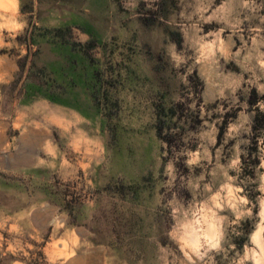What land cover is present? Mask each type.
<instances>
[{
	"label": "rangeland",
	"instance_id": "obj_1",
	"mask_svg": "<svg viewBox=\"0 0 264 264\" xmlns=\"http://www.w3.org/2000/svg\"><path fill=\"white\" fill-rule=\"evenodd\" d=\"M9 1L0 264H264V0Z\"/></svg>",
	"mask_w": 264,
	"mask_h": 264
},
{
	"label": "clouds",
	"instance_id": "obj_2",
	"mask_svg": "<svg viewBox=\"0 0 264 264\" xmlns=\"http://www.w3.org/2000/svg\"><path fill=\"white\" fill-rule=\"evenodd\" d=\"M227 196L230 202L233 198V190L230 187L227 190ZM220 199L219 193L212 197L214 207L217 209L222 207ZM194 215H196L197 218L186 226L191 229L188 233L190 237V246L194 251L198 250L201 247V237H203L210 247H217L220 236V219L217 218L216 212L213 211L212 208H207L206 210L205 208H201L199 212ZM261 216L264 217V211L261 212ZM201 225H206V228L199 227ZM257 264H259V261H257Z\"/></svg>",
	"mask_w": 264,
	"mask_h": 264
},
{
	"label": "trees",
	"instance_id": "obj_3",
	"mask_svg": "<svg viewBox=\"0 0 264 264\" xmlns=\"http://www.w3.org/2000/svg\"><path fill=\"white\" fill-rule=\"evenodd\" d=\"M163 1L161 0V5H162ZM160 11H162V9ZM260 99L264 101V95H262L260 97ZM257 102H258V97L254 93L253 96L251 98H249L248 103H249V105L253 106V105L257 104ZM252 123H253V125H252L253 138H254V142H255L256 134L259 133L257 131H260V132L264 131V110L263 111L257 110L255 115L253 116ZM156 129H157L158 135L160 136L161 131H162V127L160 125V122H159V124H157ZM250 148L251 149H247V152L245 154L241 155V163H242L246 172L252 173L253 170L255 169V167H257L259 165V160L257 157L254 156L253 150H255V147L252 146Z\"/></svg>",
	"mask_w": 264,
	"mask_h": 264
},
{
	"label": "bare ground",
	"instance_id": "obj_4",
	"mask_svg": "<svg viewBox=\"0 0 264 264\" xmlns=\"http://www.w3.org/2000/svg\"><path fill=\"white\" fill-rule=\"evenodd\" d=\"M11 1L9 0H0V11H10L11 10Z\"/></svg>",
	"mask_w": 264,
	"mask_h": 264
}]
</instances>
